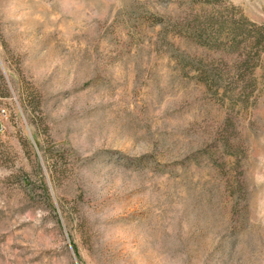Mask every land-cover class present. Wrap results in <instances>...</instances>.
Returning <instances> with one entry per match:
<instances>
[{"label": "rangeland", "instance_id": "374dc122", "mask_svg": "<svg viewBox=\"0 0 264 264\" xmlns=\"http://www.w3.org/2000/svg\"><path fill=\"white\" fill-rule=\"evenodd\" d=\"M241 15L264 0H0V264H264Z\"/></svg>", "mask_w": 264, "mask_h": 264}, {"label": "trees", "instance_id": "16d2710c", "mask_svg": "<svg viewBox=\"0 0 264 264\" xmlns=\"http://www.w3.org/2000/svg\"><path fill=\"white\" fill-rule=\"evenodd\" d=\"M252 32H254V35H251ZM193 34L196 36L195 33ZM250 38H253V49H256L258 52L264 49V26H258L248 21L244 15H241L234 20L233 29L229 34L231 47L236 48V50L249 47L250 45L247 40Z\"/></svg>", "mask_w": 264, "mask_h": 264}, {"label": "built area", "instance_id": "2783aa9c", "mask_svg": "<svg viewBox=\"0 0 264 264\" xmlns=\"http://www.w3.org/2000/svg\"><path fill=\"white\" fill-rule=\"evenodd\" d=\"M4 117V112H3V107H0V132L4 129V125L2 124L1 121H5Z\"/></svg>", "mask_w": 264, "mask_h": 264}, {"label": "bare ground", "instance_id": "6f19581e", "mask_svg": "<svg viewBox=\"0 0 264 264\" xmlns=\"http://www.w3.org/2000/svg\"><path fill=\"white\" fill-rule=\"evenodd\" d=\"M3 112H4V116H7V111L6 110H3Z\"/></svg>", "mask_w": 264, "mask_h": 264}]
</instances>
